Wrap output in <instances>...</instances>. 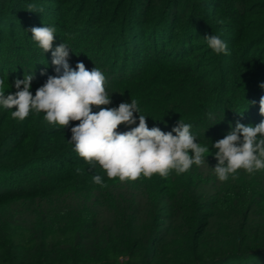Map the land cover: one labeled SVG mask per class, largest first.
I'll return each mask as SVG.
<instances>
[{"label":"trees","instance_id":"1","mask_svg":"<svg viewBox=\"0 0 264 264\" xmlns=\"http://www.w3.org/2000/svg\"><path fill=\"white\" fill-rule=\"evenodd\" d=\"M12 1L0 0L5 97L24 75L34 76L33 96L58 75L31 38L41 19L56 29L52 50L69 45L72 68L104 74L112 103L101 107L136 100L148 127L165 133L182 119L209 153L185 173L109 179L68 142L78 121L63 129L35 111L21 121L0 106V264H264V169L222 182L211 147L237 122L260 123L264 0ZM211 34L227 55L207 46Z\"/></svg>","mask_w":264,"mask_h":264},{"label":"clouds","instance_id":"2","mask_svg":"<svg viewBox=\"0 0 264 264\" xmlns=\"http://www.w3.org/2000/svg\"><path fill=\"white\" fill-rule=\"evenodd\" d=\"M27 11L40 10L34 4H28ZM30 31L32 40L44 53L51 51V63L58 75L49 76L36 89L35 96L30 91L32 74L14 81V94L5 97L4 91H0V106L6 110L15 109L11 112L14 119L22 121L35 111L45 113L44 119L49 124H58L63 129L71 121H78L71 128L72 136L68 142L89 165L98 162L109 179L134 181L141 176L151 178L157 174L167 177L172 170L177 174L185 173L193 164L205 163L204 154L209 153V147L197 142L190 131L191 124L180 119L177 126L165 133L159 127H148L147 116L140 114L136 100L122 102L114 108L101 107L112 103L101 70L94 67L89 71L82 62L72 68L68 63L69 47L66 43L52 50L54 27H32ZM205 39L216 54H228L227 43L219 36L206 35ZM4 86L5 80L0 78V89ZM259 105L260 114L264 116V96ZM93 106L99 111L93 112ZM134 113H139V123L131 127L137 124ZM122 124L130 130L118 132V126ZM211 147L218 150L213 170L222 182L229 176L235 178L234 174L240 169L247 173L264 169V120L255 126L237 122L232 131ZM76 171L79 173L81 169ZM92 182L104 186L101 175H94Z\"/></svg>","mask_w":264,"mask_h":264},{"label":"rangeland","instance_id":"3","mask_svg":"<svg viewBox=\"0 0 264 264\" xmlns=\"http://www.w3.org/2000/svg\"><path fill=\"white\" fill-rule=\"evenodd\" d=\"M15 1H17V0H14V2H15ZM14 2L12 1V3H14ZM23 9H25V8H23ZM22 12H24V11L22 10L20 13H22ZM27 15H28V14H27ZM71 16H72V15L69 16L70 19H71ZM11 17H14V16H11ZM30 17H32V14L30 15ZM80 17H82V16H80ZM82 18L85 19L86 16H83ZM82 18H79V20H81ZM2 19L5 20V21H7L6 18H4L3 16L0 15V20H2ZM40 20H41V19H39V20H38V23H36V24H39V25H35L34 27H37V26H42V27H43V26H44V24H42V23L40 22ZM29 24H32V23H29ZM26 26H29V25H26ZM59 26H60V25H59ZM121 26H122V25L118 24L117 28H120V29H121V28L123 27V26H122V27H121ZM126 27H128V26L126 25ZM126 27H125V28H126ZM23 28H24V27H23ZM27 28H28V27H27ZM125 28H124V29H125ZM23 30H24V29H23ZM28 32H29V31H28ZM21 33H22V32H21ZM109 36L111 37L112 34H110ZM110 37H109V38H110ZM86 40H89V39H86ZM86 40H83V43H85ZM106 43H107L108 45H111V43H114V42H112L111 39H108ZM92 44L94 45L95 43H89V45H92ZM114 44H116V43H114ZM7 45H8V43L6 44V46H7ZM67 46H69V45H67ZM107 50H108V47L105 48V49H103V50H102V53L107 55ZM256 115H258V117H260V118H259V119H260V122H261L262 120H264V116H262V115L260 114V112L257 113ZM253 119H254V118H253ZM253 119H252V120H253ZM14 231H15V233H19V231H17V230H14Z\"/></svg>","mask_w":264,"mask_h":264}]
</instances>
